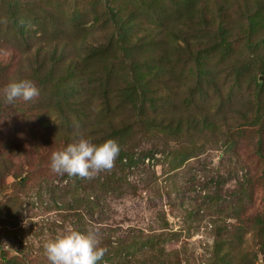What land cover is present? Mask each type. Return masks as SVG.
I'll list each match as a JSON object with an SVG mask.
<instances>
[{
	"label": "rangeland",
	"instance_id": "374dc122",
	"mask_svg": "<svg viewBox=\"0 0 264 264\" xmlns=\"http://www.w3.org/2000/svg\"><path fill=\"white\" fill-rule=\"evenodd\" d=\"M0 264H264V0H0Z\"/></svg>",
	"mask_w": 264,
	"mask_h": 264
}]
</instances>
